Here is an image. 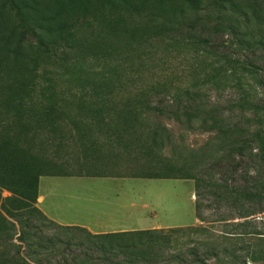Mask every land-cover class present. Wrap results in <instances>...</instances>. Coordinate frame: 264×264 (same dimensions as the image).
<instances>
[{
  "label": "trees",
  "instance_id": "1",
  "mask_svg": "<svg viewBox=\"0 0 264 264\" xmlns=\"http://www.w3.org/2000/svg\"><path fill=\"white\" fill-rule=\"evenodd\" d=\"M210 19L215 20L211 29L228 36L213 49H233L215 52V60L208 58L212 40L202 34ZM161 49L194 51L196 79L183 94L173 95L171 107L176 108L170 113L189 127L213 132L197 148L176 144L162 123L142 120L146 109L164 111L145 98L147 92L115 98L125 64L138 58L143 65L148 54ZM258 49L264 52L260 0H0V233L14 225L8 216L42 211L37 205L41 176L121 175L64 171L51 153L60 148V132L70 124L85 142L107 135L109 157L118 158L119 147L127 158L142 155L131 176L194 180L200 221H205L206 209L228 206L237 211L234 219L244 220L219 221L264 237L248 219L264 215V65L237 53ZM60 70L75 83L67 91L58 90L54 74ZM207 85L239 95L226 105L218 100L210 104L204 99ZM110 112L115 116H106ZM82 115L91 121L79 120ZM54 137H60L59 143L52 144ZM168 144L173 155L157 156L154 151ZM4 191L10 195L3 196ZM180 228L104 234L79 230L88 234L92 249L107 257H132L115 264H160L156 248L168 244L169 234ZM199 253L191 252L195 261L205 262ZM257 255L251 253L253 259Z\"/></svg>",
  "mask_w": 264,
  "mask_h": 264
},
{
  "label": "rangeland",
  "instance_id": "2",
  "mask_svg": "<svg viewBox=\"0 0 264 264\" xmlns=\"http://www.w3.org/2000/svg\"><path fill=\"white\" fill-rule=\"evenodd\" d=\"M214 21L205 20L206 29L203 28L202 33L212 40L210 48L212 52L208 54V58L213 60L216 59L215 52L224 53L229 50L224 46L213 49L214 45L228 38L217 31L218 29H211ZM161 51L162 49L153 50L154 53L148 51L153 54H148L151 58H144L143 65L138 58L134 62L126 64L123 62L126 66L125 79L114 87L115 98L124 99L137 92H147L145 98L153 106H158L164 111L161 112L154 107L146 109L142 120L148 122V125L162 123L170 129L176 144L185 143L186 146L197 148L208 141L213 132L189 127L171 117L170 113L176 108L171 107V104L175 103L173 95H178L179 92L183 94L185 88L196 79L197 74L192 67L195 60L191 58L194 51L191 49L171 53ZM229 51L233 52V49ZM256 51L246 50L237 53H242L243 59L251 58L264 65V52L260 49ZM61 71L60 75L54 74L58 80L57 87L58 90L67 91L74 87L75 83L68 80L69 73L62 75ZM203 88V92L206 93L204 99L210 104L218 100L226 105L233 95H239L237 90L216 89L213 85ZM74 89L81 92L78 88ZM259 93L263 94L262 91ZM183 103L185 104L184 101ZM75 114H78L77 111ZM113 114L114 112H110L106 116ZM91 119L84 115L79 117V120L85 122ZM67 125L69 126L60 132L64 137L61 141L63 143L59 149L51 153L60 162L64 171L121 175L136 173L142 155L136 157L133 155L136 160L132 157L127 158L128 154L118 150L119 147L115 150L121 155L118 158L109 157L112 155H109L111 147L108 145L107 135H95L85 142L78 137V133L69 129L72 128L70 124ZM145 136L148 137L146 134ZM59 140L60 137H54L52 144L59 143ZM154 152L157 156L167 157L173 155V148L168 144ZM40 188L45 194L51 193L42 207L50 215H58L59 219L61 217L67 221L74 219L85 221L87 218L99 217L115 223L125 220L130 223L128 225L132 229L156 227L159 224L173 227L182 225L180 230L169 234L171 239L168 244L156 248L155 253L160 254L157 257L160 264H264V237L242 233L246 227L236 228L219 221L226 218L230 224L243 221L242 218H233L237 216V211H232L228 206L221 209H206L205 221L197 218L195 182L192 179L140 177L121 182L44 175L40 179ZM9 195V191L3 192V196ZM48 203L52 206L48 207ZM8 219L14 225L10 231L0 233L1 264H115L116 261L132 258L113 253H109L107 257V254L104 255L90 247L87 233L79 229L63 230L57 221L43 211L39 213L20 211L13 217L8 216ZM248 219L251 227L255 226L264 232L263 214ZM191 228H196L197 231ZM81 242V245H77ZM193 249L200 252L205 262L195 261V256L191 254ZM213 249L217 250L218 257L211 255ZM252 252L258 253L257 259L251 257Z\"/></svg>",
  "mask_w": 264,
  "mask_h": 264
},
{
  "label": "crops",
  "instance_id": "3",
  "mask_svg": "<svg viewBox=\"0 0 264 264\" xmlns=\"http://www.w3.org/2000/svg\"><path fill=\"white\" fill-rule=\"evenodd\" d=\"M73 177H80V178L88 177L89 179H102V180H106V181H121V182H124L127 179H131V178H140V177H135V176H131V175H128V176H125V175H118V176H114V175H109V176L73 175ZM50 194H51L50 192L46 193V194L42 192V190L40 188V182H39V198H38L37 205L45 214H47L50 218L57 221L59 224H61L63 226H69L72 228L84 229V230H86L92 234H104V233H114V232H124V231H137V230H147V229H163V228L183 227L182 225H174L175 227H173V226H163V225L159 224L158 226L155 225L156 227H145V228H140V229H135V228L132 229L128 225L130 223H128L125 220L115 223L112 220L99 218V217H92L94 219L87 218V219H85V221H78L75 219L67 221V220L61 219V217L59 219L57 217L58 215H50L49 213H47V211H45L46 209H44L42 207L43 204H45L47 202V198L50 196ZM50 205L52 206L51 203L47 204L48 207H50ZM125 205H127V204H125ZM109 217H111V216L109 215Z\"/></svg>",
  "mask_w": 264,
  "mask_h": 264
}]
</instances>
